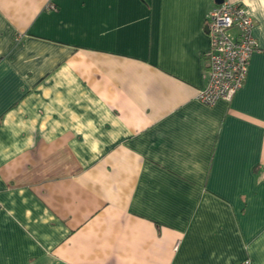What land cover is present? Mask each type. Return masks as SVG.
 Listing matches in <instances>:
<instances>
[{
    "label": "crops",
    "instance_id": "crops-1",
    "mask_svg": "<svg viewBox=\"0 0 264 264\" xmlns=\"http://www.w3.org/2000/svg\"><path fill=\"white\" fill-rule=\"evenodd\" d=\"M226 1L257 47L208 105L222 2L0 0V264H264V0Z\"/></svg>",
    "mask_w": 264,
    "mask_h": 264
},
{
    "label": "built area",
    "instance_id": "built-area-1",
    "mask_svg": "<svg viewBox=\"0 0 264 264\" xmlns=\"http://www.w3.org/2000/svg\"><path fill=\"white\" fill-rule=\"evenodd\" d=\"M253 27L254 20L242 4L225 0L208 12L206 28L211 47L205 60L209 80L198 93L201 101L211 105L219 98L231 100L243 86L257 47ZM241 264L253 262L246 257Z\"/></svg>",
    "mask_w": 264,
    "mask_h": 264
},
{
    "label": "water",
    "instance_id": "water-1",
    "mask_svg": "<svg viewBox=\"0 0 264 264\" xmlns=\"http://www.w3.org/2000/svg\"><path fill=\"white\" fill-rule=\"evenodd\" d=\"M223 0H218V2H222Z\"/></svg>",
    "mask_w": 264,
    "mask_h": 264
}]
</instances>
